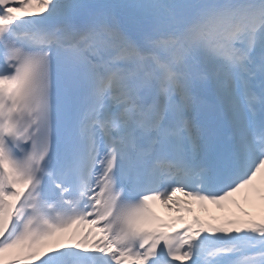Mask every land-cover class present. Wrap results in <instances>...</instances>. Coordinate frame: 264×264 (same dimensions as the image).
Masks as SVG:
<instances>
[{"label": "snow or ice", "instance_id": "1", "mask_svg": "<svg viewBox=\"0 0 264 264\" xmlns=\"http://www.w3.org/2000/svg\"><path fill=\"white\" fill-rule=\"evenodd\" d=\"M242 192L264 202V0H0V264H264V208L150 210Z\"/></svg>", "mask_w": 264, "mask_h": 264}, {"label": "bare ground", "instance_id": "2", "mask_svg": "<svg viewBox=\"0 0 264 264\" xmlns=\"http://www.w3.org/2000/svg\"><path fill=\"white\" fill-rule=\"evenodd\" d=\"M154 204L156 206H159L161 205V201L159 200H156V201H153ZM202 204H200L199 202H196L194 201V205L193 207L195 208V210L200 207ZM207 206V212L209 215H213L214 217L217 215V210L214 206L210 205V204H206ZM262 208H264V202L260 201V203H256L254 206H253V209L249 208V206H245L243 205V208L241 209L242 211H240L239 213V219H245L247 217L244 216V213L247 212V213H250L251 214V217L252 218H255V219H259L260 218V215H261V210ZM201 212H198V214H200ZM199 219L200 220H203V221H207V222H210V223H213L215 224L216 226H218V224L214 223L213 221H210L208 219V217H206V215L204 216H199ZM224 223H221L219 225H223Z\"/></svg>", "mask_w": 264, "mask_h": 264}, {"label": "rangeland", "instance_id": "3", "mask_svg": "<svg viewBox=\"0 0 264 264\" xmlns=\"http://www.w3.org/2000/svg\"><path fill=\"white\" fill-rule=\"evenodd\" d=\"M248 201H249L250 207L253 208V204H255V203L254 202L252 203V200H248ZM223 203H226V201H223ZM218 207H220V206H218ZM236 215H238V214L235 212L234 216H236Z\"/></svg>", "mask_w": 264, "mask_h": 264}]
</instances>
